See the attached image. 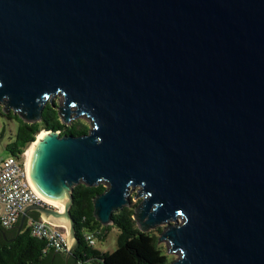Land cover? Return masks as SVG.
<instances>
[{"label": "water", "instance_id": "95a60500", "mask_svg": "<svg viewBox=\"0 0 264 264\" xmlns=\"http://www.w3.org/2000/svg\"><path fill=\"white\" fill-rule=\"evenodd\" d=\"M61 96L62 101H50ZM86 134L44 132L26 173L52 206L28 214L77 246V185L105 190L93 218L140 202L169 264H264V0H0V104L24 123L44 106Z\"/></svg>", "mask_w": 264, "mask_h": 264}, {"label": "trees", "instance_id": "16d2710c", "mask_svg": "<svg viewBox=\"0 0 264 264\" xmlns=\"http://www.w3.org/2000/svg\"><path fill=\"white\" fill-rule=\"evenodd\" d=\"M0 116L4 117L1 113ZM5 117L16 123L15 134L11 142L6 145V151L10 157L17 160L43 130L58 131L60 135L71 136L88 132L83 124L77 123L68 127L62 125L56 109L49 103L44 106L41 121L38 123L26 124L12 113ZM104 190L102 184L91 188L80 184L73 188L70 216L74 222L77 246L67 261L64 259L65 252L47 249L43 240L31 236L27 228V220L28 218L39 219V216L36 213H30L18 235L14 228L11 235L6 234L4 237L0 235V264H169L170 261L159 246L154 233H143L137 229L132 219L133 208L136 205L113 213L110 226H101L93 218L92 199ZM111 227H115L119 232L117 246L113 252H99L94 249L95 245L90 246L85 240L87 234L93 239L103 240ZM0 229L12 228L5 229L0 225ZM157 231L160 230L157 229Z\"/></svg>", "mask_w": 264, "mask_h": 264}, {"label": "built area", "instance_id": "2783aa9c", "mask_svg": "<svg viewBox=\"0 0 264 264\" xmlns=\"http://www.w3.org/2000/svg\"><path fill=\"white\" fill-rule=\"evenodd\" d=\"M24 153L19 160L12 157L0 159V225L5 229L13 228L18 214L21 215L25 207L51 206L32 189L25 172ZM27 228L32 237L45 242L47 249L57 252L67 251L64 233L33 218H28ZM85 240L90 246L95 245L91 235L87 234Z\"/></svg>", "mask_w": 264, "mask_h": 264}, {"label": "rangeland", "instance_id": "374dc122", "mask_svg": "<svg viewBox=\"0 0 264 264\" xmlns=\"http://www.w3.org/2000/svg\"><path fill=\"white\" fill-rule=\"evenodd\" d=\"M50 101L52 102L53 105H58L61 103L62 98H61V96H55ZM3 108H4V106L0 104V113L4 116V117L0 116V135L2 133V137L0 138V159H5V158L10 157V155L6 151V145L11 142V140L15 134V127H16V123L12 119L5 117L9 113H12V112L8 111L7 113H4ZM77 123L83 124L84 126L87 127L88 130L90 129V121L85 117L72 120L67 125V127L73 126L74 124H77ZM25 153H26V151H25ZM134 195H135V191H132L130 193V203H131L130 206L137 205L138 202L140 201L139 199H135ZM157 229H159L160 231H157ZM163 230H164V227L159 226V227H156L155 229H153L149 232H153L154 235L157 237V239H159ZM118 233L119 232L115 227H111L107 231L105 239H103V240L94 239V241H95L94 249L99 251V252H103V253L113 252L117 246ZM159 246L162 248L164 254L168 257L170 262L176 259V255L170 254L168 252V247H167L165 242H160Z\"/></svg>", "mask_w": 264, "mask_h": 264}, {"label": "bare ground", "instance_id": "6f19581e", "mask_svg": "<svg viewBox=\"0 0 264 264\" xmlns=\"http://www.w3.org/2000/svg\"><path fill=\"white\" fill-rule=\"evenodd\" d=\"M44 132H40V134L37 136V138H39V136L41 135V134H43ZM32 145V144H31ZM30 145V146H31ZM30 146H29V148H30ZM29 148L26 150V153H24V157H25V172H26V155H27V153H28V150H29ZM26 175H27V173H26ZM28 178V177H27ZM29 181V180H28ZM46 203L47 204H50L51 206H53L54 208H57L58 210H62L61 208H59L58 206H56V205H54V204H52V203H49V202H47L46 201Z\"/></svg>", "mask_w": 264, "mask_h": 264}, {"label": "flooded vegetation", "instance_id": "af4514ba", "mask_svg": "<svg viewBox=\"0 0 264 264\" xmlns=\"http://www.w3.org/2000/svg\"><path fill=\"white\" fill-rule=\"evenodd\" d=\"M13 230H14L13 228L12 229H9V230H2V229H0V235L3 236V237L6 234L11 235V233H12Z\"/></svg>", "mask_w": 264, "mask_h": 264}]
</instances>
